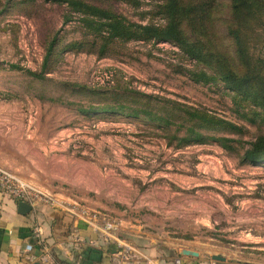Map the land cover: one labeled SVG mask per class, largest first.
<instances>
[{"label":"rangeland","instance_id":"obj_1","mask_svg":"<svg viewBox=\"0 0 264 264\" xmlns=\"http://www.w3.org/2000/svg\"><path fill=\"white\" fill-rule=\"evenodd\" d=\"M68 1L0 0V104L44 137L33 181L82 221L86 198L155 207L206 261L264 264V0L243 56L235 0ZM172 23L178 39L154 35Z\"/></svg>","mask_w":264,"mask_h":264},{"label":"crops","instance_id":"obj_2","mask_svg":"<svg viewBox=\"0 0 264 264\" xmlns=\"http://www.w3.org/2000/svg\"><path fill=\"white\" fill-rule=\"evenodd\" d=\"M12 109V105L0 104V168L42 188L33 181L44 171L38 161L45 148L41 125L34 119L38 112L23 117L27 124L14 125ZM84 201L95 212L97 227L113 225V239L64 208L40 204L23 215L19 202L0 192V264H48L33 237L37 225L56 264H214L206 261L197 247L174 243L167 231V211L154 207L158 213L154 215L141 207L123 210L90 198ZM27 245H33L34 250L26 252ZM181 248L197 251L200 256H185Z\"/></svg>","mask_w":264,"mask_h":264},{"label":"built area","instance_id":"obj_3","mask_svg":"<svg viewBox=\"0 0 264 264\" xmlns=\"http://www.w3.org/2000/svg\"><path fill=\"white\" fill-rule=\"evenodd\" d=\"M0 192H2L6 196L11 197L19 203L26 202L32 208H36L40 204H45L56 207H63L65 210L75 214L73 210L69 209L65 205H62V203L55 199V197L48 194L47 192L42 191L38 186L3 168H0ZM94 219L95 217L91 216L87 219V222L92 226L100 229L106 235V237H110L112 239L115 237L113 234L112 224H108L104 228L97 227ZM33 237L36 240V243L40 245L41 249L44 250L43 257L45 258V262L48 264H56L53 254L49 252L48 247L43 243L39 225L34 227ZM33 250V245H27L26 252H31ZM129 250L130 248H128V251Z\"/></svg>","mask_w":264,"mask_h":264},{"label":"trees","instance_id":"obj_4","mask_svg":"<svg viewBox=\"0 0 264 264\" xmlns=\"http://www.w3.org/2000/svg\"><path fill=\"white\" fill-rule=\"evenodd\" d=\"M59 1V0H58ZM61 1V0H60ZM71 4H77L80 3V1H74V0H69L68 1ZM186 6H192V3L186 4ZM236 13H238L240 16L237 18V27L232 29L231 31V36L235 44L241 49L239 53L243 56L245 53H247L248 45H246L244 39H245V34L242 33V30L246 27H251L250 23V17L252 14H254L250 8H255V4L252 2V0H235L234 3ZM264 6V4L262 5ZM176 5L174 4V9ZM202 8V7H201ZM260 8L256 10V12L260 13ZM119 18V17H118ZM173 21V20H172ZM181 33L180 31V25L178 23H172L170 27L166 28V30L158 31L156 30L154 35L159 38V39H178V35ZM53 43L50 47L52 48ZM264 46V42L262 44V47ZM244 48V49H243ZM51 51H49L50 53ZM248 76V75H247ZM247 76H237L235 73L228 72L222 75L223 80H226L227 82L231 83L235 88H241L243 87L246 82H247ZM264 148V139H260L259 143L256 144L253 148V150L250 152V154L253 157L258 156L260 153L258 149H263ZM63 263V262H62Z\"/></svg>","mask_w":264,"mask_h":264},{"label":"water","instance_id":"obj_5","mask_svg":"<svg viewBox=\"0 0 264 264\" xmlns=\"http://www.w3.org/2000/svg\"><path fill=\"white\" fill-rule=\"evenodd\" d=\"M18 208H19V212L23 215L28 214L32 210V207L26 202H20L18 204ZM182 254L185 256H189V257H199L200 256V254L198 252L191 251V250H183ZM214 259L218 260V261H225L226 260L225 258H223L221 256H215Z\"/></svg>","mask_w":264,"mask_h":264}]
</instances>
